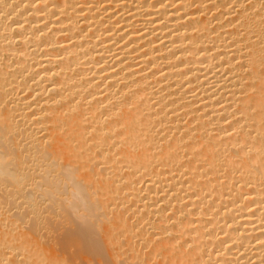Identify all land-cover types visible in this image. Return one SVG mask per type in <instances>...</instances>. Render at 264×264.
Instances as JSON below:
<instances>
[{
    "label": "bare ground",
    "instance_id": "1",
    "mask_svg": "<svg viewBox=\"0 0 264 264\" xmlns=\"http://www.w3.org/2000/svg\"><path fill=\"white\" fill-rule=\"evenodd\" d=\"M94 149L100 179L69 159ZM0 226V264L37 260L41 229L83 259L135 236L264 264V0H0Z\"/></svg>",
    "mask_w": 264,
    "mask_h": 264
},
{
    "label": "rangeland",
    "instance_id": "2",
    "mask_svg": "<svg viewBox=\"0 0 264 264\" xmlns=\"http://www.w3.org/2000/svg\"><path fill=\"white\" fill-rule=\"evenodd\" d=\"M4 57H5V55H3ZM48 124V125H47ZM46 124V126H48L49 127V123H47ZM48 129V128H47ZM66 129V128H65ZM51 132V131H50ZM50 132H49V129H48V131L46 130V129H43L42 131H39L38 132V136L39 137H41L42 135H49L50 134ZM57 133H59V135H61V133L64 135V136H62V137H65L66 135H65V131H62L61 129L59 130V131H57ZM67 134V133H66ZM58 135V134H57ZM67 137V136H66ZM65 137V138H66ZM65 142V141H64ZM62 143V142H61ZM67 143V142H66ZM116 149H118L119 150V148L117 147V148H115L114 149V151L116 150ZM96 149H94V151H92L93 153L95 152V154H93L94 155V157L92 158V160L90 159V162H89V164H88V162H86L85 161V163L83 164V162L81 161V159H83V158H69L70 160H73V162H75L76 160L75 159H77L78 161L76 162V163H74L75 164V166L77 167V168H79L80 169V166H81V169L78 171V174L80 173V175H83V174H87V173H90L91 171H94L93 170V168H94V166H97V164H98V167H96V168H98V170L99 171H97V169L96 168H94V169H96V172H97V174H95L96 175V177H95V175H94V177L96 178V179H100V174L99 173H101L102 172V170H103V163L102 162H98L99 160H100V158L98 157V153H97V151H95ZM60 151V150H59ZM61 151L64 153V154H68L69 153V155H71L72 153L69 151H67V148L65 149L64 148V150H63V148L61 149ZM117 151V150H116ZM96 156L98 157L97 159H95L96 158ZM69 157H73V156H69ZM94 159V160H93ZM75 160V161H74ZM92 161V162H91ZM96 161V162H95ZM102 163V164H101ZM89 166H91V167H87V165ZM93 164V165H92ZM79 165V166H78ZM87 167H85V166ZM101 165V166H100ZM93 166V167H92ZM99 166H100V168H99ZM83 167V168H82ZM102 169V170H101ZM91 170V171H90ZM99 174V175H98ZM98 175V176H97ZM98 177V178H97ZM4 204H8L7 206L5 205V211H7V212H5V216H6V218L8 219V220H12V221H8L6 218H5V220H4V225L1 227V230H3L4 228H5V230L8 232V233H10V234H15V231L18 233V235H19V233L21 234V233H26L27 231H28V228L26 227L27 226V222H26V225H25V223L24 222H22V221H20L19 220V224H18V222H17V219H15L16 218V216H15V210H18V209H20V208H18V207H16V206H11V204H10V206H9V203L7 202H5ZM120 208H118L117 210H119ZM52 218L53 217H51V220H52ZM13 220H14V222H16V223H14L13 222ZM16 220V221H15ZM49 220H50V218H49ZM48 220V221H49ZM12 223H13V226H12ZM20 223H21V226H20ZM22 223H24V224H22ZM8 224H10V225H8ZM5 225H7V227L5 226ZM5 226V227H4ZM16 226V227H15ZM14 227H15V230H14ZM18 227V228H17ZM3 228V229H2ZM10 228L12 229V231H10ZM17 229V230H16ZM41 230H43V229H41ZM41 230H39L38 232L41 234H37V235H40L41 237H45V238H47L49 235V237H48V239H47V242H46V239L44 238H41V237H39L40 238V241H39V238L38 237H36L34 234V236H35V238H37V240H38V244L39 245H42L43 247H47V245H53L52 246V251H54V254L56 255V257H55V255H53L52 257L50 256V253H47V251H46V249H48V247L45 249H43V251L47 254V256L49 255V257L51 258V259H53L54 257H55V259L56 258H58L56 261L57 262H55V264L56 263H58L59 262V264H60V262H61V264H134V261L136 262L135 264H174V261H171V262H169L168 263V257H169V252H167L165 249H160V251H158V252H156L155 254L154 253H151L150 251H151V249H152V242L150 243H147L146 244V247L145 246H141V244H140V242H138L137 244L135 243L136 241H135V236H134V238H133V242L130 244V245H128L127 243L125 244V243H123L122 241H123V237L122 236H120V238H121V241H120V246H124V245H126V246H124V247H121L120 248V246H119V249H118V252H120V253H117V255L118 256H116V258L113 260L112 258H110V257H108V256H105V257H99V256H97V255H93V256H97V258H95V257H88L89 256V254H88V258H85L86 256H84V259L82 258V257H80L79 255H76V256H74V254L72 253H68L69 251L67 250V252L66 251H64V250H66V248L68 247L69 248V246L67 245V246H65L64 247V250H62L57 244H53V241H51V240H54V238H56V236H54L53 237V235L54 234H56L57 235V233H55V231H53V230H50V229H48V230H46V229H44L43 231H41ZM47 231V233H46V231ZM50 230V231H49ZM14 232V233H13ZM51 232V233H50ZM47 235V236H46ZM51 235H52V237L53 238H51ZM167 236H170V235H167ZM25 237H27V238H29L30 237V235L29 234H26L25 235ZM49 241H51V242H49ZM55 241H56V239H55ZM41 242V243H40ZM51 243V244H50ZM176 242H173L172 244H175ZM47 244V245H46ZM136 244V245H135ZM31 245V244H30ZM148 245V246H147ZM34 246V245H33ZM136 246V247H135ZM141 246V247H140ZM34 247H36V246H34ZM71 247V246H70ZM128 247H131V249L130 248H128ZM124 248H125V250H124ZM133 248V249H132ZM139 248V249H138ZM143 248V249H142ZM146 248V249H145ZM149 248V249H148ZM56 249V250H55ZM126 249H128L129 251H127ZM49 250V249H48ZM58 250V251H57ZM132 250H133V252H132ZM134 250L136 251V253H137V256L138 257H136V258H134V256H135V252H134ZM143 250V251H142ZM42 250H41V252H40V254H39V257L41 258V253L43 252ZM125 253H123V252ZM145 251H146V253H145ZM164 251V252H163ZM43 252V255H44V257H46V255H45V253ZM162 252H163V254H162ZM29 253V252H28ZM63 253V254H62ZM121 253H123V254H121ZM132 253V254H131ZM134 253V254H133ZM142 253H143V256H142ZM158 253V254H157ZM166 253V254H165ZM66 254V255H65ZM69 254H71V255H69ZM120 254V255H119ZM131 254V257L130 256H128V255H130ZM141 254V255H140ZM151 254V255H150ZM153 254V255H152ZM156 254H157V256H156ZM27 255V254H26ZM41 255V256H40ZM60 255V256H59ZM64 255V256H63ZM73 255V256H72ZM134 255V256H133ZM27 256H29V258L28 257H26V256H23V257H19L18 258V260H20V262L19 263H17V264H39V263H41V261H39V263L37 262L38 260H39V257H38V259L37 260H35V259H33V258H30L31 257V255L30 254H28ZM59 256V257H58ZM77 256H79L80 258H77ZM139 256L141 257V258H139ZM151 256H153V257H151ZM43 257V256H42ZM76 257V258H75ZM99 257V258H98ZM106 257H107V259H106ZM144 257V258H143ZM146 257V258H145ZM82 258V259H81ZM167 258V259H166ZM43 259V258H42ZM45 259V258H44ZM138 259H141V260H139V263H137V261H138ZM163 259H164V261H163ZM48 260V263H49V259H48V257H46V261ZM52 261V260H51ZM43 262V261H42ZM45 262V261H44ZM163 262V263H162ZM45 263H47V262H45ZM8 264V263H7Z\"/></svg>",
    "mask_w": 264,
    "mask_h": 264
}]
</instances>
